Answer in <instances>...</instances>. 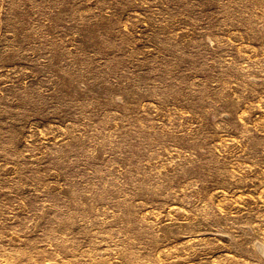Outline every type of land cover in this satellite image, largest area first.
<instances>
[{"label": "rangeland", "instance_id": "obj_1", "mask_svg": "<svg viewBox=\"0 0 264 264\" xmlns=\"http://www.w3.org/2000/svg\"><path fill=\"white\" fill-rule=\"evenodd\" d=\"M0 264H264V0H0Z\"/></svg>", "mask_w": 264, "mask_h": 264}]
</instances>
